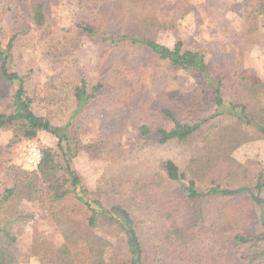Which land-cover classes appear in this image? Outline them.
<instances>
[{
    "label": "trees",
    "instance_id": "16d2710c",
    "mask_svg": "<svg viewBox=\"0 0 264 264\" xmlns=\"http://www.w3.org/2000/svg\"><path fill=\"white\" fill-rule=\"evenodd\" d=\"M74 1L80 8L93 6L99 16L96 25L77 23L80 34L96 39L102 48L145 49L177 70L198 75L210 91L214 109L190 123L179 122L169 110L161 111L172 127L155 129L157 142L175 143L188 156L186 166L160 160L148 182L140 177H102L95 192H89L72 168L79 152L111 164L123 148L108 140L82 144L77 136L80 115L95 101L86 92L85 81L65 84L74 109L70 121L56 126L35 113V99L26 85L29 73L10 70L14 38L0 44V88L6 82L17 84L0 113V130H10L16 140H34L45 132L57 141V151L40 148L41 161L23 188L12 186L0 194V204L35 196L48 208L63 243L54 249L43 247L39 255L42 264H226L215 252L219 245L231 243L230 252L236 258L230 264H264V171L253 182L247 164L232 156L242 145L264 139V80L253 81L242 67L234 72L211 67L199 52L184 49L179 38L172 48L156 42L150 35L152 29H170L177 34L174 22L162 23L156 15L162 0ZM25 3L6 0L0 17L13 4L26 5L32 26H44L45 4ZM260 16H264V0H254L244 12L248 40L255 37ZM65 32L58 48L60 58L75 46L69 31ZM193 95L197 99V94ZM101 109L96 107L97 112ZM139 131L142 136L152 132L146 125ZM66 199L83 207L82 233L59 216L57 206ZM186 205L195 207L191 216ZM254 216L260 232L248 234L246 228ZM23 218L30 216L18 219ZM230 233L227 244L224 240ZM18 242L10 221L0 219V264L19 262ZM120 244L123 250L116 256L114 249ZM77 245L84 251L82 263L76 261Z\"/></svg>",
    "mask_w": 264,
    "mask_h": 264
},
{
    "label": "rangeland",
    "instance_id": "374dc122",
    "mask_svg": "<svg viewBox=\"0 0 264 264\" xmlns=\"http://www.w3.org/2000/svg\"><path fill=\"white\" fill-rule=\"evenodd\" d=\"M25 1V4H45L44 26L33 27L26 5L13 4L7 14L0 17V44L4 46L14 38V54L9 67L19 74L29 73L26 85L35 99V113L49 118L56 126L70 121L74 100L65 84L70 81L75 85L83 79L86 92L95 101L80 115L77 136L82 144L108 140L123 148V153L111 164L79 152L72 168L82 186L95 192L102 177L115 175L131 179L140 177L148 182L160 160L186 166V153L175 143L159 145L154 130L172 127L162 110L171 111L181 123L212 114V98L202 79L159 61L145 49L102 48L96 39L80 34L77 23L96 25L99 20L93 6L80 8L74 0ZM162 1L156 15L162 23L174 22L177 34L170 29H152L150 35L156 42L172 48L179 38L184 49L199 52L211 67L229 69L230 72L242 67L253 81L264 80V16L258 18L255 37L248 40L245 36L244 12L254 0ZM5 2L0 0V8ZM66 30L75 46L71 53L66 52L60 58L59 43ZM16 88V83L9 82L0 88V113L4 111L7 95ZM195 93L197 99L192 98ZM96 107L102 109L97 112ZM142 125L152 130L150 135H141L139 127ZM26 141L16 140L10 130H0V194L12 186L23 188L33 177L35 169L28 168L22 156ZM32 141L42 150L57 151V141L48 133L40 132ZM232 156L247 164L255 182L264 171V139L242 145ZM194 209V206L186 205L190 216ZM57 211L62 220L69 221L79 233L84 231L81 205L66 199L58 204ZM48 213V208L35 196L13 198L0 204V219L10 221L19 239L17 248L21 258L17 264H42L39 255L43 247L54 249L63 243ZM24 214L30 218L19 220ZM249 225L246 233L260 232L257 217L254 216ZM231 236V233L226 235L224 242L228 240L226 243L230 244ZM231 246L232 243L219 245L215 252L217 258L226 260V264L236 258L230 252ZM114 250L119 256L123 248L120 244ZM74 252L77 263H82L84 251L81 246L77 245Z\"/></svg>",
    "mask_w": 264,
    "mask_h": 264
},
{
    "label": "built area",
    "instance_id": "2783aa9c",
    "mask_svg": "<svg viewBox=\"0 0 264 264\" xmlns=\"http://www.w3.org/2000/svg\"><path fill=\"white\" fill-rule=\"evenodd\" d=\"M22 156L24 164L33 170L39 165L42 158V152L35 141L28 140L24 144Z\"/></svg>",
    "mask_w": 264,
    "mask_h": 264
}]
</instances>
